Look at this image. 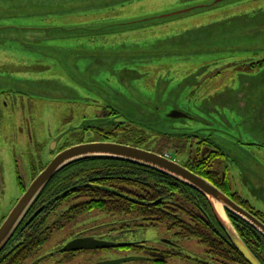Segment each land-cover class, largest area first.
<instances>
[{
    "label": "rangeland",
    "instance_id": "1",
    "mask_svg": "<svg viewBox=\"0 0 264 264\" xmlns=\"http://www.w3.org/2000/svg\"><path fill=\"white\" fill-rule=\"evenodd\" d=\"M91 1L0 0V7L46 13L60 2L78 8ZM215 1L120 0L131 4L119 13L89 8L84 16H51L45 22L53 26L45 31L58 33L54 41L60 43L45 47L24 45L20 38L30 42L26 29L14 42L0 36V79L5 80L0 91L6 92L0 94V105L7 104L0 115V221L21 196L18 175L27 187L32 167L39 170L49 161L46 149L53 142L77 141L83 127L98 123L95 118L107 105L121 112L120 119L155 131L209 137L227 160L231 193L264 218V64L242 67L238 62L264 58V0L211 6ZM204 5L213 10L197 9ZM183 8L202 12L183 21L178 19ZM224 24L228 32L220 35ZM80 42L88 47H79ZM185 48L202 51L181 52ZM24 55L28 57H18ZM175 110L185 117H169ZM129 220L97 211L84 214L54 230L26 263L68 241L72 233L109 234L116 221L135 225L134 231L119 233L121 241H146L157 248L162 240H174L181 256L167 257L166 264L215 261L197 239L180 238L166 224ZM81 260L80 255L54 256L39 264H83Z\"/></svg>",
    "mask_w": 264,
    "mask_h": 264
},
{
    "label": "trees",
    "instance_id": "2",
    "mask_svg": "<svg viewBox=\"0 0 264 264\" xmlns=\"http://www.w3.org/2000/svg\"><path fill=\"white\" fill-rule=\"evenodd\" d=\"M190 170L209 180L204 173ZM20 186L23 192L25 187L22 183ZM223 192L263 220L261 212L254 210L239 195L227 188ZM73 198L83 201L63 213L65 220L60 218L47 225L45 218ZM95 211L140 218L151 226L166 224L176 236L195 238L204 245L215 260L212 264H247L218 225L210 205L200 193L166 174L114 158L82 159L59 170L1 251L0 264H25L48 239V233ZM228 215L246 247L264 264V238L239 218ZM172 256L179 255H168Z\"/></svg>",
    "mask_w": 264,
    "mask_h": 264
},
{
    "label": "flooded vegetation",
    "instance_id": "3",
    "mask_svg": "<svg viewBox=\"0 0 264 264\" xmlns=\"http://www.w3.org/2000/svg\"><path fill=\"white\" fill-rule=\"evenodd\" d=\"M73 1L75 2V1H87V0H73ZM129 4L131 3L121 4L120 0H92L91 4L79 6L78 8H76L79 5L77 3H76V7H73L72 3L69 4L66 2H60V6H55L50 10L47 9L43 10L46 13H40L37 12L36 10H32L31 8L22 10L19 7L15 9L0 7V34L9 33L0 36L13 38L11 40L14 42L16 40V37L17 36L21 37V32L24 31V29H26L27 31L26 35L30 36L29 37L30 42L28 40H25L24 37H22L20 38V40L22 41L23 44L24 43L25 44L27 43V45L39 44L41 45V47H45L48 45L49 46L56 45L60 43L58 41H54L57 36H60L58 35V33L56 34L51 32L40 33L41 30L48 29L49 26H53L45 22V20L50 19L51 16H59V15L84 16V15H88L89 10H93L97 12L105 11V12L119 13V11L125 10L124 8H129L130 7ZM198 9L203 11L204 10L211 11L210 9L212 8H198ZM200 10L199 12H190L192 11L191 8H184L182 11L178 12L179 13L178 19H181L183 21L191 19L193 17V14L201 13L202 11ZM73 12H77V13H73ZM99 14H104V13H99ZM226 25L227 24H224L221 27L218 34L222 35L224 32H228V31H224L226 30ZM56 29L65 30L64 27H56ZM16 32L18 33L16 34ZM198 33H200V31H198ZM210 36L211 37L213 36L212 30ZM220 37H221L220 40H224L226 38L225 36H220ZM212 38H216V37H212ZM13 45L16 46L15 44ZM64 45L66 44H63V46ZM79 47H88V45L80 42ZM199 50L200 49L197 48H185L181 52H185L187 54H193L198 52ZM4 57H10V56H4ZM18 57H28V56L24 55ZM232 59L233 58H230V60ZM238 59H239L238 62L242 63L241 65L242 67H246L248 65H251V67H253L255 65H260L261 62L264 64V58L260 61H256V62L250 61L249 63H245L246 58H238ZM263 66L259 67L258 71L261 68H263ZM0 90H5V80L3 78L0 79ZM14 92H17L21 95H27L18 89H15ZM4 93L6 92L0 91V94H4ZM4 105L7 104L5 103ZM4 105H0V115H2L3 112H5L4 109H2ZM120 115H121L120 111H117V109L113 108L110 105H107L103 108L102 112H100L95 118L97 119L98 123L96 125L83 127L82 128L83 134L79 136L81 138H79L77 141L74 139L73 141H64V142L59 141L57 143L53 142L52 147L46 149V153L50 156L49 161L45 165H42L39 170H37L35 167H32L31 177L33 178L44 166H46L53 159V157L57 153H59L64 148H67L68 146L74 144H80V143L110 142V143L129 145L150 151L151 149H153L152 150L153 152H156L161 155L164 154V156H168V158L178 161L180 164H182L188 169L190 168L195 172L204 173L205 176L211 181V183L213 182L216 185V187H218L220 190L223 191L227 188L231 191V183H230L231 181L228 175L227 163H225L227 162V160L223 158L224 154L219 150V148H217L213 144L212 140L209 137H198L196 133L168 134L164 132H159L153 130L150 127L143 126L125 119H120L119 118ZM177 116L185 117V113L176 110L169 113V117L171 118ZM84 132L87 135H85V137H82L84 136ZM28 139L32 140V137L29 136ZM34 173L35 175H33ZM20 179L21 177L18 175V183L23 184L22 179L21 181ZM82 201L83 199L73 198L66 202H63L54 211V213L52 212L50 215H48L45 218L46 224L50 225L55 221L59 220L60 218L61 220H65L63 218L64 217L63 213L68 209L72 208L73 206L80 204ZM79 218L80 216L71 220L69 224H71L72 222H76ZM129 219L130 222L133 221L137 222L136 221L137 218L135 217ZM141 221L144 225L148 224L143 220ZM111 224L112 227L108 229L110 233L107 234L108 232H106L104 235L99 237L96 236V234L84 233V231L72 233V236L69 238L68 241L63 242L61 245L57 246L55 249L51 250L48 253L45 254L43 253L39 257H34L31 262L26 264H39L41 260L45 258L48 259L54 256L55 259L58 256H61L62 258L65 259V258H72L76 255L81 256L82 258L81 261L83 264H105V263L131 264L130 262H134V261L146 262L148 264H166V258L168 257V255L177 254L181 256V254L178 251L179 246L176 244L174 240L173 241L162 240V244L160 243L157 244L159 245L157 248L146 245V241H138L133 243L121 241L118 238L124 235L119 233L132 232L135 230L134 228H132L135 227V225H132L126 221H116V222H111ZM65 226H62L59 230H62L63 228H65ZM147 226H151V225H147ZM53 231L54 230H52L48 234L51 235ZM81 238H92L94 240L104 241L105 243H113L116 246L107 247V248H88L84 250H74V251L64 250V247L67 243H69L72 240L81 239ZM41 247L42 245L40 246V248ZM40 248L34 252V255L38 253ZM94 256L96 257L92 258ZM126 258H131V260H129L128 262H119L120 260ZM206 264H210V263H206Z\"/></svg>",
    "mask_w": 264,
    "mask_h": 264
},
{
    "label": "water",
    "instance_id": "4",
    "mask_svg": "<svg viewBox=\"0 0 264 264\" xmlns=\"http://www.w3.org/2000/svg\"><path fill=\"white\" fill-rule=\"evenodd\" d=\"M222 1L229 2V0H219L211 3L210 5L218 6L215 3ZM210 5H204L198 8H209L211 7ZM197 9L194 8L196 11ZM72 30L74 31L76 29L73 28ZM88 158H114L127 160L143 165L162 174H166L182 182L188 187H191L207 200L218 225L247 264H261L246 247L228 216L229 213L239 218L264 238V223L254 214L233 201L228 195L210 183L207 179L193 173L180 163L145 149L110 142L81 143L72 145L64 148L53 157L49 164H47L32 179L31 183L27 186L12 209L0 223V253L15 233L16 229L42 189L51 180V178L65 166ZM114 246L116 245L113 243H105L104 241H98L92 238H81L67 243L64 250L107 248ZM129 260H131V258H126L120 260L119 262H127Z\"/></svg>",
    "mask_w": 264,
    "mask_h": 264
}]
</instances>
